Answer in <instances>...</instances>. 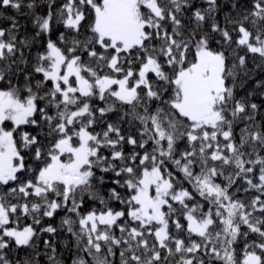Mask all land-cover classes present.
Here are the masks:
<instances>
[{
  "label": "snow or ice",
  "instance_id": "6c2138e0",
  "mask_svg": "<svg viewBox=\"0 0 264 264\" xmlns=\"http://www.w3.org/2000/svg\"><path fill=\"white\" fill-rule=\"evenodd\" d=\"M203 3L65 0L54 11L49 0L39 15L36 0H0L3 10L27 8L36 28L31 37L18 36L13 16L6 17L10 27H0V82L7 81L0 87V264H35L30 255L13 261L7 251L35 250L41 233L56 236L57 227L40 225L60 211V227L75 240L71 264H114L117 250L119 264H264V121L256 119L258 104L235 94L239 74L247 75V53L264 63V0H231L223 23L217 0ZM86 20L90 35L80 40ZM54 24L67 30L56 40L49 35ZM41 36L43 50L30 60ZM119 109L115 121L105 119ZM125 122L138 123L137 131L125 134ZM26 125L34 132L17 140ZM181 142L186 147L178 153ZM124 145L133 151L126 155ZM168 162L182 174L179 184ZM108 173L115 186L105 196ZM233 187L260 195L246 202ZM87 201L98 207L83 212ZM27 218L31 223L21 226ZM42 242L51 250L49 264H63L56 243Z\"/></svg>",
  "mask_w": 264,
  "mask_h": 264
},
{
  "label": "trees",
  "instance_id": "16d2710c",
  "mask_svg": "<svg viewBox=\"0 0 264 264\" xmlns=\"http://www.w3.org/2000/svg\"><path fill=\"white\" fill-rule=\"evenodd\" d=\"M24 2L26 4L28 2V0H24ZM64 2H65V0H54L53 10L55 11L56 9H58L60 7V5ZM217 2H218V5L220 6V10L217 14V19L221 23H223V17L229 11V8L231 6V0H217ZM36 3H37V7L32 11H34L36 14H39V15L46 14L49 0H36ZM241 3H244L246 5H250L251 0H241ZM193 5H194V7H207V5H205L203 3V0H193ZM0 12H3V16L5 17L4 19H0V27H5V28L10 27L11 21L7 20L6 17L13 16L16 18L18 25H19V29H18V33H17L18 36H29V37H31L35 33L36 28L32 23L33 16L30 14V12L27 8H22L19 12H17L14 9H11V8H9L7 10L0 9ZM190 15H191V10H186V15L184 18L185 24L188 23L187 18ZM89 23H90V20H86L85 22H83V27L81 28V35L76 37V38H78L80 40H84L86 36L90 35V32L88 31ZM210 23H211V21H209L208 23H206L204 25L205 31L209 30ZM54 28H55V30L49 34L53 40L57 39L60 32L67 31L63 28V26L61 24H54ZM168 30L171 31L170 26H169ZM73 35L74 34H69V40L72 39ZM216 39H219L218 34L216 35ZM45 42H46V38L44 36L37 38V40L35 41V43L32 45V47L30 49V53H31L29 56L30 60L32 57L35 56L37 51L43 50V44ZM211 44H212V47L214 49L220 50V46L217 45L215 39L211 42ZM233 47H235V45H233ZM24 51L26 52V54L29 52L28 49H25ZM231 52H232L231 48H226V55H228L227 64L229 67H231V65L234 62L233 56L229 55V53H231ZM245 53H246V50H238L236 55H245ZM254 56H255V58H254ZM83 58L86 60L87 56L85 55ZM246 59H247V75H244V73L239 74V77L236 81V89H235L236 98L240 99L242 97H245L248 99V101L250 103L254 102V103L258 104L260 107H259L258 113L256 114V119L258 122L264 121V96L261 95V93H264V87H261V88L256 87L257 81H264V63L261 62L258 55L251 54V53H247ZM21 80H22V78H21ZM12 82L16 83L15 77L12 78ZM227 83L231 84L232 79L229 78ZM6 85H7V81L0 82V87H4ZM249 93H252V95H249ZM94 103L97 107H104L105 106V103L102 101H99V100L94 101ZM123 112H124V109H119L117 112L107 113L105 119L108 122L115 121L118 118V116L123 115ZM4 126L7 130H10L12 127L11 122H5ZM103 126L104 125H101V126L97 127L95 130L100 131ZM243 127H244V123H242V122L237 123L234 126V130H235L237 140L239 139L240 129ZM123 128L125 129V134H127V132L129 130L132 132H136L138 129V123L129 125L127 122H125L123 124ZM23 131L34 132V130L30 126H27V125L21 126L19 132H17L15 134L17 140H19L20 132H23ZM147 147L149 149H151V144H149ZM185 147H186L185 142L179 143L178 144V153L180 151H183L185 149ZM123 150H124L125 154L127 155L133 151V148L130 145H124ZM22 154H24L26 157V164L35 166L33 164V160L31 158V156L28 155V150H22ZM103 154L104 155H110V152L105 149V150H103ZM141 154H142V152H141ZM261 154L264 155V153H261ZM137 163H138V161H137ZM166 166L168 167V169L170 171H172V173L176 177L177 183L179 184L183 179L182 174L177 171V169L175 168L174 165L171 164V162H168ZM198 170L199 169L197 168V171ZM228 171H233V169H228ZM255 171H256V174L258 175L259 174L258 167L255 169ZM97 174L99 175L98 170H97ZM227 174H228V172L225 173V175H227ZM105 177H106V185L104 188V195L106 196L107 195V188L114 187L115 185H113L111 183V179H110V178H114V174L108 173V174H105ZM222 180H223V177L218 178L217 182L219 183ZM239 184H243L244 187H247V185L244 184V182L242 180H239ZM13 186H15L14 183L10 182L8 187H13ZM183 186L189 188L190 191L192 190L191 185H189L186 181L183 182ZM2 187L3 186H0V188H2ZM3 190L6 191L7 189L5 188ZM117 190L121 191L122 193H124V191H125L124 189H120V188H117ZM231 191H232V193L235 194L236 198L244 199L246 202H250L252 197H254L256 195H260V193L257 192L255 189H252L248 193H245L243 191V189H241L239 192H237V189L235 187H233L231 189ZM196 199L200 200V198L198 196L196 197ZM261 199H264V196H262ZM11 202L15 203L16 201L12 200ZM200 202L205 203L202 200H200ZM93 206L98 207V202L96 204H94L92 201H87L86 207H84L82 209V211L86 212L89 209H91ZM174 206L178 207V205H174ZM112 207L119 210L123 207V205H121L119 202L114 201V202H112ZM206 208H207V205L205 204V209ZM64 215H65V212L60 211L53 218L45 217L43 219L41 225H40V227H43V226H46L47 224H52L54 227H57L58 233L56 234V236L51 237L49 234L41 233L40 234V241L38 242L35 250H25V249L12 248V249L7 251V255H8L9 259H12L13 261L22 260V259H24L30 255V256L34 257L35 264H49L46 253L50 254L51 250L45 249L42 241H43V239H52L56 243L57 255L63 261V264H71L73 255L75 253V240L71 237L70 233H67L66 228L60 227V222H61V219L64 217ZM175 218L176 217H173V219H175ZM180 219H181L182 223H185L183 221L182 217H180ZM26 223H31V218L21 220V226H23ZM242 230H246V229H242ZM173 231H175L174 228H173ZM116 234L119 235L118 230H117ZM249 239L250 240L256 239V237L253 235ZM242 247H243L242 243L238 245V249H241ZM69 248H71L72 251H69ZM36 252H39V255H36ZM118 253H119V250H117V256L114 258V264H119ZM240 255L242 256V253H240ZM85 258L89 259V261H90V258L87 257L86 254H85ZM178 258H179L178 256L175 257V259H178Z\"/></svg>",
  "mask_w": 264,
  "mask_h": 264
},
{
  "label": "rangeland",
  "instance_id": "374dc122",
  "mask_svg": "<svg viewBox=\"0 0 264 264\" xmlns=\"http://www.w3.org/2000/svg\"><path fill=\"white\" fill-rule=\"evenodd\" d=\"M7 130V129H6Z\"/></svg>",
  "mask_w": 264,
  "mask_h": 264
}]
</instances>
